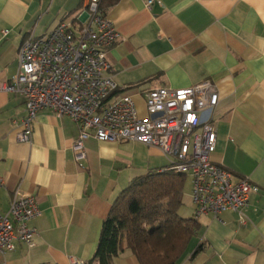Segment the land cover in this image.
<instances>
[{"label":"crops","instance_id":"0c3cea01","mask_svg":"<svg viewBox=\"0 0 264 264\" xmlns=\"http://www.w3.org/2000/svg\"><path fill=\"white\" fill-rule=\"evenodd\" d=\"M84 1L0 0V83L16 73L24 39L61 21L77 28ZM102 11L120 35L107 51L110 73L140 114L150 89L210 81L219 95L215 109L203 113L216 132L211 159L259 187L244 210L245 225L230 210L218 219L194 217L190 199L187 217L198 229L177 264H264V0H156L150 7L119 0ZM24 115L23 98L0 89V212L15 193L32 194L41 212L31 221L34 245L16 241L0 264H88L118 194L171 161L156 147L92 136L77 160L79 126L70 117L42 109L26 143L17 139ZM111 264L139 262L125 248Z\"/></svg>","mask_w":264,"mask_h":264},{"label":"built area","instance_id":"2783aa9c","mask_svg":"<svg viewBox=\"0 0 264 264\" xmlns=\"http://www.w3.org/2000/svg\"><path fill=\"white\" fill-rule=\"evenodd\" d=\"M142 1L150 7L156 0ZM99 2L84 1L74 16L77 28L61 21L21 43L16 73L0 83L1 90L24 100L18 141H31L36 115L48 108L79 126L74 145L77 160L85 158L82 142L89 136L156 147L165 156L176 158L169 165L171 169L190 177L194 217L211 214L218 219L230 210L245 225L244 210L259 187L249 178L235 177L211 159L216 132L203 113L213 111L218 104L216 86L205 80L187 87L150 89L143 95L144 114H140L133 96L110 73L107 51L120 35ZM40 214L32 194L13 195L7 211L0 212V255L11 251L16 241L34 245L36 228L31 221ZM73 264L82 263L73 259Z\"/></svg>","mask_w":264,"mask_h":264},{"label":"trees","instance_id":"16d2710c","mask_svg":"<svg viewBox=\"0 0 264 264\" xmlns=\"http://www.w3.org/2000/svg\"><path fill=\"white\" fill-rule=\"evenodd\" d=\"M119 0H100L102 10ZM185 174L169 166L133 178L102 222L96 251L88 264H111L128 248L139 264H177L198 229L179 214Z\"/></svg>","mask_w":264,"mask_h":264},{"label":"rangeland","instance_id":"374dc122","mask_svg":"<svg viewBox=\"0 0 264 264\" xmlns=\"http://www.w3.org/2000/svg\"><path fill=\"white\" fill-rule=\"evenodd\" d=\"M168 159L171 162L176 161V158L174 156H168ZM190 192H191V182L190 177L188 175L185 176L184 179V188H183V197H182V205L179 208V214L183 217L189 216V213L191 211V205H190Z\"/></svg>","mask_w":264,"mask_h":264}]
</instances>
